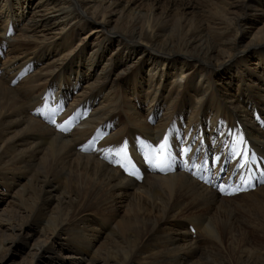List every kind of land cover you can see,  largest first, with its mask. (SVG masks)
<instances>
[{
  "label": "bare ground",
  "instance_id": "6f19581e",
  "mask_svg": "<svg viewBox=\"0 0 264 264\" xmlns=\"http://www.w3.org/2000/svg\"><path fill=\"white\" fill-rule=\"evenodd\" d=\"M9 27L0 264L16 248L21 264H264V184L222 197L193 178L255 172L240 131L264 155V0H0ZM47 88L72 93L54 117L31 113Z\"/></svg>",
  "mask_w": 264,
  "mask_h": 264
},
{
  "label": "rangeland",
  "instance_id": "374dc122",
  "mask_svg": "<svg viewBox=\"0 0 264 264\" xmlns=\"http://www.w3.org/2000/svg\"><path fill=\"white\" fill-rule=\"evenodd\" d=\"M206 68L209 70V71H213V73H217L216 72V70L214 69V68H208L207 66H206ZM223 71H220V72H218V73H222ZM81 86H82V83H81ZM255 112H258V111H256L255 109H254V112L253 113H255ZM159 113H157L156 111L154 112V113H152L150 116H149V118H148V121L149 122H156V120L158 119V117H159ZM171 128H173V130H174V132L175 133H177L179 136L181 135V133H182V128L181 127H178V129H175L176 128V126H172ZM184 128V127H183ZM179 139H180V137H179ZM213 139H217V135L216 134H214L213 136H212V138H210V140L208 141V142H210V141H212ZM187 142H190V140L188 139L185 143H184V145L187 143ZM207 142V143H208ZM5 197H7V201L1 206L0 205V210H1V207H2V209L5 207L4 205L6 204V203H8L11 199H10V197L9 196H5ZM12 201V200H11ZM8 204H10V202L8 203ZM4 206V207H3ZM21 252L19 253V250L16 248L15 249V251L14 252H12V253H10L8 256H7V258H6V261H8V263L7 264H21L20 263V261H21Z\"/></svg>",
  "mask_w": 264,
  "mask_h": 264
},
{
  "label": "snow or ice",
  "instance_id": "6c2138e0",
  "mask_svg": "<svg viewBox=\"0 0 264 264\" xmlns=\"http://www.w3.org/2000/svg\"><path fill=\"white\" fill-rule=\"evenodd\" d=\"M168 148L167 138H164L162 142L159 143L156 150V156L158 157V162L161 165V170H163V165L167 164ZM221 190L223 191L224 189Z\"/></svg>",
  "mask_w": 264,
  "mask_h": 264
}]
</instances>
